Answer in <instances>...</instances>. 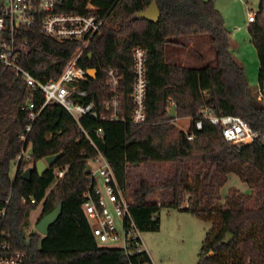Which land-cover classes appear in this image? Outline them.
Masks as SVG:
<instances>
[{"label": "trees", "instance_id": "trees-1", "mask_svg": "<svg viewBox=\"0 0 264 264\" xmlns=\"http://www.w3.org/2000/svg\"><path fill=\"white\" fill-rule=\"evenodd\" d=\"M152 2L158 8V20H138L137 13ZM88 6L103 24L78 62L83 70L96 72L84 86L88 91L84 103H93L100 111L98 102L105 95L100 83L106 71H116L123 75L124 86L120 120L85 118L77 125L61 106L50 104L26 133L30 123L26 104L33 101L38 109L42 94L30 90L14 69L0 66V204L8 201L0 223V256L22 253V264H151L146 252L126 255L122 249L99 246L92 236L82 203L86 167L98 151L127 194L131 217L141 233L159 231L163 208L188 213L210 226L197 264H264V96L260 92L257 97L251 95L214 0H62L55 12L86 14ZM247 31L258 59L260 90L264 84V0H259ZM24 40L28 54L20 65L41 79L57 76L80 47L78 42L57 43L45 36L40 21L31 29L17 31L16 41ZM203 45H208L209 59L201 52ZM138 47L146 51L148 87L146 120L136 125L130 121L128 93L132 51ZM194 61L200 66H190ZM172 106L175 120H190L188 132L178 130L185 123L176 124V129L168 119ZM204 107L215 116L246 122L256 139L238 149L207 121L196 130L194 122ZM99 129L100 136L96 134ZM189 133L194 135L192 141L187 139ZM27 147L28 160L17 162ZM59 153L63 156L42 176L33 170L27 181L21 179L37 162ZM56 170L64 172L61 178L56 177ZM230 176L245 184L249 194L234 189L222 198L221 189ZM58 204L62 213L46 236L29 230L30 214L36 207L40 206L39 222ZM227 233L233 240L225 245ZM209 253L212 256L206 257Z\"/></svg>", "mask_w": 264, "mask_h": 264}, {"label": "built area", "instance_id": "built-area-1", "mask_svg": "<svg viewBox=\"0 0 264 264\" xmlns=\"http://www.w3.org/2000/svg\"><path fill=\"white\" fill-rule=\"evenodd\" d=\"M61 1L0 0V66L14 69L22 76L30 90L40 92L43 97V103L38 109L33 101L26 104L30 121L25 128L26 133L31 131L32 124L40 111L50 104L61 106L77 125H80L85 118L101 121L120 120L124 86L123 75L116 71L110 69L104 73L105 79L100 83V88L105 95L98 102L100 111L93 103H84V99L88 96L84 86L89 84V76L87 71L78 66V62L92 38L99 32L103 19L98 17L94 8L90 6L86 8V14L56 13L55 9ZM254 20L255 13L249 11L247 23H253ZM37 21L41 23L42 33L57 43L71 41L80 43V47L53 78H37L20 65L21 58L28 54V47L27 41H16L17 31L21 28L31 29ZM132 75L128 93L132 105L130 121L139 125L146 120L148 87L146 51L139 47L132 51ZM259 92L260 96H264V84ZM204 121L218 127L222 138L234 146L252 143L257 137L246 122L234 116H215L209 107H204L200 111L193 127L200 130ZM171 123H175V120ZM188 124L185 132L190 130V121ZM81 132L95 148L87 131L81 128ZM96 134L100 136L101 130H97ZM187 139L192 141L194 135L187 134ZM25 153L26 151H23L17 157V162L28 160V153ZM88 166L90 172L86 175L82 209L90 223L94 240L102 247L118 244L116 248L122 249L126 255L145 252L142 233L130 214L129 198L117 183L110 165L97 151L96 157L88 162ZM55 174L57 178H61L64 172L56 170ZM30 204H35L34 199H30ZM7 205L8 201L0 204V223L6 216ZM1 235L7 236L3 232ZM23 257L24 255L19 252L10 257L0 256V264H22Z\"/></svg>", "mask_w": 264, "mask_h": 264}, {"label": "rangeland", "instance_id": "rangeland-1", "mask_svg": "<svg viewBox=\"0 0 264 264\" xmlns=\"http://www.w3.org/2000/svg\"><path fill=\"white\" fill-rule=\"evenodd\" d=\"M258 3L259 0H214L215 8L220 13L229 32L230 51L235 60L243 66L250 93L253 97H257L259 92L257 82L258 59L247 31V16L249 11L257 12ZM203 46L206 47H203L201 52L207 54L209 52L208 45ZM205 58L209 59L210 54L205 55ZM190 66L198 67L200 64L194 61L190 63ZM181 120H175L173 124L178 129L176 124L184 122L183 130H178L185 132L188 129L187 125H189H186V122L188 123L190 120ZM29 151L30 147H27L25 154ZM93 168H95V165H93ZM157 175L156 173L155 176ZM234 189L249 194V189L245 184L241 183L236 176H230L228 182L221 189L222 198ZM39 213L40 206L31 212L29 230L36 225ZM159 218V231L142 233V240L146 251L150 255L152 264H197L202 241L210 226L198 221L188 213L165 208L160 210ZM111 247L116 248L118 244Z\"/></svg>", "mask_w": 264, "mask_h": 264}, {"label": "water", "instance_id": "water-1", "mask_svg": "<svg viewBox=\"0 0 264 264\" xmlns=\"http://www.w3.org/2000/svg\"><path fill=\"white\" fill-rule=\"evenodd\" d=\"M136 17L138 20H147L150 22H156L159 18V11H158L156 4L154 2H152L147 7V9L145 11L137 13ZM88 56H89V58H91L92 55L90 54ZM95 73H96L95 70H89L87 72L88 76L91 78H95ZM168 119L171 121L176 119V108H175V106L171 107V109L168 113ZM261 143L264 146V138L262 139ZM246 145L247 144H243V145L237 146V148L241 149V148L245 147ZM62 156H63V153H59V154H56L53 156L46 157L42 161L37 162L34 168H30L22 174L21 179L24 181H27L29 179L31 173L33 172V170L36 171L38 176H42L44 174V172L47 169L52 168ZM89 172H90V167L87 166L86 171H85V175H88ZM61 213H62V205L58 204L57 207L51 213L47 214L39 222L36 223V225L34 226L35 231L42 236H46L48 233L49 227L51 225H53L58 220ZM232 240H233V236L231 234L227 233L223 243L225 245H228V244H230V242ZM209 255H212V253H209ZM209 255H207L206 257H208Z\"/></svg>", "mask_w": 264, "mask_h": 264}, {"label": "crops", "instance_id": "crops-1", "mask_svg": "<svg viewBox=\"0 0 264 264\" xmlns=\"http://www.w3.org/2000/svg\"><path fill=\"white\" fill-rule=\"evenodd\" d=\"M249 25V24H248ZM234 42H235V40H234ZM181 121H183V120H181ZM189 122V121H188ZM184 123V122H183ZM188 123L186 122V125H187ZM187 128H188V125H187ZM144 243V242H143ZM144 247H145V245H144ZM145 252L148 254V256H149V258H150V255H149V253L146 251V248H145ZM151 260V259H150ZM151 263H152V261H151Z\"/></svg>", "mask_w": 264, "mask_h": 264}]
</instances>
